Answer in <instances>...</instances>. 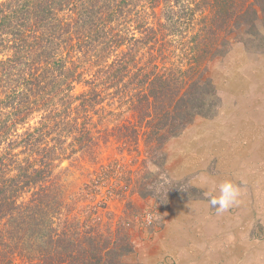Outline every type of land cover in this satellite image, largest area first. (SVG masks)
<instances>
[{
  "label": "trees",
  "instance_id": "obj_1",
  "mask_svg": "<svg viewBox=\"0 0 264 264\" xmlns=\"http://www.w3.org/2000/svg\"><path fill=\"white\" fill-rule=\"evenodd\" d=\"M235 43L260 51L264 0H0V264H136L128 198L179 196L166 146L220 108Z\"/></svg>",
  "mask_w": 264,
  "mask_h": 264
},
{
  "label": "rangeland",
  "instance_id": "obj_2",
  "mask_svg": "<svg viewBox=\"0 0 264 264\" xmlns=\"http://www.w3.org/2000/svg\"><path fill=\"white\" fill-rule=\"evenodd\" d=\"M259 48L256 54L235 43L226 56L210 64L220 108L211 118H197L167 144L165 168L182 183L179 196L167 208L155 198H128L139 211L130 233L136 251L126 258L128 262L264 264V43ZM215 130L228 137L222 139L227 144L210 143ZM111 145L99 151L103 164L124 156L115 150L116 144ZM200 152L203 158L198 155L202 159L197 163L195 155ZM127 158L132 162V157ZM138 165L139 161L132 166ZM86 174L77 172L69 179L72 190L86 182ZM126 201H110L102 211V223L117 224ZM229 240L232 255L224 254L221 245ZM244 243L247 257L238 253ZM202 246H208L209 252Z\"/></svg>",
  "mask_w": 264,
  "mask_h": 264
},
{
  "label": "crops",
  "instance_id": "obj_3",
  "mask_svg": "<svg viewBox=\"0 0 264 264\" xmlns=\"http://www.w3.org/2000/svg\"><path fill=\"white\" fill-rule=\"evenodd\" d=\"M216 134H219V141H217V142L214 141V139L217 137ZM210 137L212 138V139H209L211 144H227V143H226L224 140H222V139H227L228 137H226V136L224 135V133L221 132V131H219V132H218V130H217V131H216V130L213 131V132L211 133ZM209 140H208V141H209ZM245 140H246V139H245ZM252 141H254V140H252ZM252 141H251V140H247V141H244V142H246L247 144H249V143H250V144H254V143H252ZM218 142H219V143H218ZM227 142H228V144L230 143L229 141H227ZM198 155H200V156L203 158V155H202L201 152H200L199 154H196V155H195V159H196V162H197V163H199V161H198L199 159H202V158H200V156L198 157ZM221 245L224 246V247L226 248V249L223 250V253H224V254H225L226 251H227L228 253H229V251H230V254L232 255L231 241H230V240L227 242V244H226V242L224 241ZM245 245H246V243H244V246L238 250V253H239L240 256L245 255V256L247 257V254H249V252H248V250H246ZM202 250H203L204 252H209V248H208V246H202Z\"/></svg>",
  "mask_w": 264,
  "mask_h": 264
},
{
  "label": "bare ground",
  "instance_id": "obj_4",
  "mask_svg": "<svg viewBox=\"0 0 264 264\" xmlns=\"http://www.w3.org/2000/svg\"><path fill=\"white\" fill-rule=\"evenodd\" d=\"M232 186V185H231Z\"/></svg>",
  "mask_w": 264,
  "mask_h": 264
}]
</instances>
